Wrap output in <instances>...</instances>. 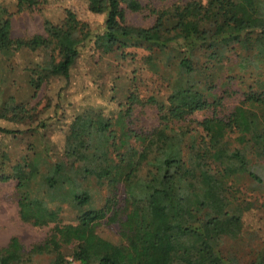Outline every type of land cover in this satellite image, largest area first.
Here are the masks:
<instances>
[{
  "label": "trees",
  "instance_id": "16d2710c",
  "mask_svg": "<svg viewBox=\"0 0 264 264\" xmlns=\"http://www.w3.org/2000/svg\"><path fill=\"white\" fill-rule=\"evenodd\" d=\"M87 1L91 11L105 15L99 29L67 9L57 22L46 19L43 33L21 37L13 35V16L38 8L42 0L0 4L1 56L38 53L36 64L26 68L36 92L33 75L69 81L88 45L100 56L120 59L131 54L128 49H144L157 92L147 99L129 92L126 107L114 118L94 109L77 114L72 124L79 142L59 156L42 133L46 121L12 97L5 103L0 118L29 128L0 131L36 133L41 148L31 147L8 171L0 170V183L17 181L23 221L53 228L29 251L13 236L0 248V264H25L46 253L54 255L50 264H70L64 251L69 246L81 264H264V241L245 262L221 249L226 238L240 237L244 225L234 187L247 179L264 183L244 150L224 145L237 132L255 156L264 157V0H160L158 6L142 0ZM147 8L150 25L127 21L128 12ZM235 83L242 99L221 115L218 108L238 92ZM147 104L159 120L151 140L129 127L136 105ZM202 110L212 114L189 119ZM187 121L195 127L181 125ZM66 210L74 213L73 221H64ZM112 224L118 225L117 238L101 235L100 227Z\"/></svg>",
  "mask_w": 264,
  "mask_h": 264
},
{
  "label": "rangeland",
  "instance_id": "374dc122",
  "mask_svg": "<svg viewBox=\"0 0 264 264\" xmlns=\"http://www.w3.org/2000/svg\"><path fill=\"white\" fill-rule=\"evenodd\" d=\"M12 2L13 0H0V4L3 5L10 6ZM142 3L158 6L163 2L142 0ZM67 9L74 11L78 18L88 23L92 29H99L105 20L104 14L91 11L87 0H42L38 8L13 16V35L21 37L43 33L45 20L57 22L64 18ZM127 21L136 26H148L153 22V16L147 8L141 12H128ZM128 52L131 54L125 59L117 58L115 55L100 56L92 45H88L72 69L69 81L64 77L44 72L33 75L39 84L36 92L27 82L29 71L26 68L36 64L39 60L38 53L9 51L5 53L7 56H1L0 52V113L4 111L6 102H11V97L14 104L24 103L31 109L33 117L39 121H46L48 127L42 133L59 156L61 150L74 147L79 142L72 124L77 114L86 109H94L101 111V115L106 119L114 118L126 107L129 92L133 91L143 99L157 92V77L145 67L143 61V57L148 55L149 51L133 48L128 49ZM113 83L117 85L116 91L112 90ZM234 89L238 91L237 94L227 98L223 107L218 108L221 115L229 114L242 99L240 86L235 83ZM211 114L212 110L196 111L189 119L202 120ZM8 115L11 117L12 114ZM181 125L192 129L195 122L187 121ZM158 126L157 111L152 105H136L129 118V127L151 140L153 139L151 135ZM0 128L25 130L29 127L26 122L21 124L9 118H0ZM224 145L230 150L237 148L244 150L252 161L254 170L264 179V157L255 156L248 144L239 140V133H230ZM33 146L41 148L40 137L36 133L15 135L0 131V170L8 171L9 165L28 154ZM149 146L147 144L142 151V157L147 153ZM186 156L189 157V152H186ZM213 166L220 169L215 164ZM234 189L237 202L242 204L244 225L240 237L226 238L221 243V249L225 254L236 255L245 262L260 250L264 241V183L260 185L247 179ZM63 217L65 222L73 221L74 213L66 210ZM52 228L53 225L38 227L23 221L18 205L17 181L0 183V248L7 246L11 238L17 236L24 248L29 251L33 245L44 242ZM117 231V224L100 227L101 235L112 239L117 238ZM64 251L69 259L71 246L64 247ZM53 256L49 253L36 255L31 262L25 264H50Z\"/></svg>",
  "mask_w": 264,
  "mask_h": 264
},
{
  "label": "built area",
  "instance_id": "2783aa9c",
  "mask_svg": "<svg viewBox=\"0 0 264 264\" xmlns=\"http://www.w3.org/2000/svg\"><path fill=\"white\" fill-rule=\"evenodd\" d=\"M263 163H264V159H263ZM69 262L70 264H81L80 262L75 261L72 257L69 258Z\"/></svg>",
  "mask_w": 264,
  "mask_h": 264
}]
</instances>
